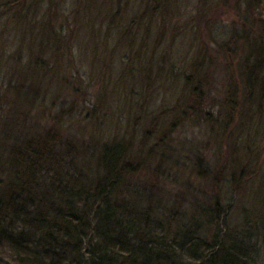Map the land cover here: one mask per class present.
I'll return each mask as SVG.
<instances>
[{
  "label": "trees",
  "instance_id": "1",
  "mask_svg": "<svg viewBox=\"0 0 264 264\" xmlns=\"http://www.w3.org/2000/svg\"><path fill=\"white\" fill-rule=\"evenodd\" d=\"M85 1L91 21L77 31L78 38L67 20L38 14L40 6L46 12L57 0H0V21L31 25L21 67L25 79L5 88L4 97L11 93L14 99L3 103L6 109L0 107V264H260L252 228H232L230 203L235 191L254 185L264 151L262 14L255 37L234 33L216 44L226 72L219 109L213 112L207 103L217 91L214 50L199 47L182 71L174 64L165 68L168 53L157 57L165 37L155 34L153 24L165 27L180 0H135L139 6L129 0ZM259 1L252 0L255 10ZM53 19L59 20L58 28ZM153 40L148 53L146 42ZM238 43L246 53L237 68ZM74 44L86 47L85 53L76 57ZM87 76L107 86L105 108L112 115L128 100L123 107L131 115L124 122L134 126L133 132L126 126L121 133V121L110 130L106 116L89 135L91 124L80 118L86 106L74 107ZM167 82L177 87L173 105L151 108V96ZM117 88L130 95H115ZM137 95L141 99L134 105ZM102 100L95 105L102 106ZM72 120L79 133H70ZM143 124L148 125L142 130ZM185 127H204L215 140V156L222 147L229 156L213 169H202L199 148L188 156L197 161L193 172L208 180L204 194L169 208L163 199L146 198V187L132 180L149 170L157 154L164 159L170 136ZM87 130L89 138L83 135ZM158 167L149 171L153 181L163 177ZM150 187L162 190L155 182Z\"/></svg>",
  "mask_w": 264,
  "mask_h": 264
},
{
  "label": "rangeland",
  "instance_id": "2",
  "mask_svg": "<svg viewBox=\"0 0 264 264\" xmlns=\"http://www.w3.org/2000/svg\"><path fill=\"white\" fill-rule=\"evenodd\" d=\"M179 2L181 4H178V7L176 5L178 10L172 12L174 13V17L165 27L162 26V22L156 21L153 24L155 34L158 32L157 35L164 34L163 37H165V41L161 43L160 48L157 50V57L161 52L168 53V63L165 68L169 69L168 66L174 64L173 66L177 71H182L187 66L189 60L192 59V55L199 50V47L208 48V51L209 49L214 50L213 53H211L218 57L214 69L217 91L212 93V96L209 99L210 102L207 103V106L210 111L217 112L221 97L220 93L222 86H224L222 82L226 68L224 59H222V54H216V44L227 41L230 36L232 37L234 35V33L241 34L242 32H248L251 38L255 37L258 31L256 22L261 19L258 18V14L261 13L264 18V0L259 1L260 5L258 4V10H255L253 5H251L253 4L252 0H180ZM57 3L58 4L54 7L52 5L51 8H47L46 12L44 11L45 7L40 6V10H37L38 14L40 16L44 14L45 18V14L47 15L48 12L49 19L56 14L57 19H61V23H66L65 21L67 20L70 28L73 29L75 33L77 31L79 32V29L84 28L85 22L91 21L85 0H57ZM129 3L130 6L134 4L139 6L140 4L139 1L138 3H135V0H129ZM35 6L37 7L39 5H34V8ZM53 20L55 26L57 25L56 27L58 28L60 26L59 20H57L56 23L55 19ZM30 26V24L29 26H26L23 24L18 25L15 23L11 24L0 21V55L3 54L5 59H9L7 64H4V58L2 60L0 59V100L4 101L0 102V107L2 109H6L7 106L4 104H9L14 99V96L11 93L7 94V97H4L3 93L5 88L8 85L15 83L17 80L23 81L25 79L24 70L21 67L27 62V52L25 51V48L31 40L29 39L30 36L26 33V29H30ZM78 32L76 33L77 37ZM151 39H156L153 32ZM154 41L155 40L152 42H146V45L148 44V48H150L148 53L152 52L151 48L154 49ZM238 46L235 59L237 68L240 67L246 53L245 47L242 43H238ZM73 48L76 57L84 54V50H86V47L80 49L79 46H75V44ZM143 56L147 57L148 55ZM88 79L89 80H86L81 86L82 88L78 97V104L74 107H79L78 111L83 109V106H86V109L89 112L90 108L91 110H96V112L92 114L85 111L80 116L81 119L86 117L87 123L91 124V126H89V135L92 134L94 126L98 127V125H101L103 122L105 123L106 116L108 117L106 123L109 125L110 130L115 128V125H117L115 123L116 121H121L123 122L121 133L124 132L123 128L126 126H128V128L130 127V133L133 132L134 126L130 122V124L124 122V117L131 115L126 112L127 105L123 107V104L126 102L128 103V100L121 104L118 111L114 109L113 111L116 113L115 116L112 115V113L105 108L108 104L106 99L104 100V91L107 86H104L102 82H99L94 78L91 79L88 77ZM139 89L140 87L137 88L135 93H139ZM176 91V85L173 87L167 82L165 87L160 90L159 94L155 96L157 93L155 92V94L152 95L153 97L151 96V108L155 109L157 107L156 110H158L159 108H168L172 106ZM66 92L67 90L62 87L60 94L64 95ZM126 93L130 95L128 91L119 89L115 92V95H120L122 97L124 95L126 96ZM62 97L64 96H61V98ZM97 98L103 99L102 106L97 107L95 105ZM126 98L129 99L128 97ZM140 99L141 97L137 95V98L133 99V104L135 105V101ZM123 100L126 99L123 98ZM85 102L86 105H84ZM48 104L49 103H46V105ZM10 107L13 108L12 105L8 108ZM134 113L135 112L132 114ZM84 124H86V122ZM148 124H143L142 130L146 129ZM67 126H69V130L70 128L72 130L70 133H79L81 130L77 124V120H72ZM106 129L107 127L104 126V130ZM87 132L88 130L83 134L85 138H89ZM109 133L113 132L110 131ZM134 139L135 145H137L140 141V136L134 137ZM153 144L154 143H152V145ZM198 148L202 153L200 159V161H202V169L220 167L225 164L229 156L228 148L223 147L219 152V155L215 156L217 151L215 140L204 129V127L180 128L170 136L168 144L165 147L164 159L162 154H157V157L152 161L149 160V162H151L150 164L149 162L147 164L149 170L143 171L139 176L134 178L132 182L139 184L141 187H146V198L153 199L154 201L163 199L167 203L165 205L169 208L177 207L179 203L184 205L185 202L183 200L191 201V199L194 198H202L204 193H201V191H204L203 189L206 187L204 182H208V180L205 179L203 173H201L199 178L193 172V167H195V163L197 162L195 158H192L193 161L188 159V156L192 157ZM147 150L148 149L145 150L144 155ZM260 150H264V144L260 145ZM90 154L91 152L88 153V158L86 157V159H89ZM259 157V169H257L256 175L252 177L254 185L252 187L247 186L244 190H241L238 193L235 191L230 204L233 205V221L231 220L232 228H239L243 225H246V228H252V235L254 236L252 244L256 245L258 249V255L256 258L260 264H264V151L261 152ZM80 163L83 162H78V164ZM156 167L160 168L163 177H159V179L153 181L151 177L152 174L149 171L154 170ZM210 171L211 170L206 174H209ZM154 182L162 188L158 193L156 192L157 190H155L156 188L153 190L150 187ZM149 196H152V198ZM261 211L262 213H260ZM243 212L250 215V220L244 218L245 215ZM260 214H263L262 222L255 223ZM2 254H4L2 256L3 258H9L5 253Z\"/></svg>",
  "mask_w": 264,
  "mask_h": 264
}]
</instances>
